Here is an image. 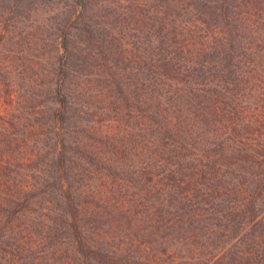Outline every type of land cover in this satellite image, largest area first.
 I'll return each mask as SVG.
<instances>
[{
    "label": "trees",
    "instance_id": "obj_1",
    "mask_svg": "<svg viewBox=\"0 0 264 264\" xmlns=\"http://www.w3.org/2000/svg\"><path fill=\"white\" fill-rule=\"evenodd\" d=\"M97 1L64 12L45 119L0 115V264L40 244L57 264H264V0H99L123 10L116 44ZM91 75L126 130L101 188L88 174L115 142Z\"/></svg>",
    "mask_w": 264,
    "mask_h": 264
},
{
    "label": "rangeland",
    "instance_id": "obj_2",
    "mask_svg": "<svg viewBox=\"0 0 264 264\" xmlns=\"http://www.w3.org/2000/svg\"><path fill=\"white\" fill-rule=\"evenodd\" d=\"M70 1L20 0L15 10L8 11L4 9L2 11V8L6 6L9 8L12 2L0 0V79H2L7 68L12 70L13 80L16 82V87L13 91L16 96L14 100H18V103L13 104V106H6L3 102H0L1 116H5L6 112H16L22 116L19 120L21 124L23 122L29 126L34 123L37 124L36 122L42 118L45 119L43 111L41 115L38 112L40 109L43 110L46 102L42 103L43 105H38V103L41 100H46V86L54 78L53 72L57 66V57L61 53L57 36L61 31V19L65 17L64 12L72 11V8L68 5ZM144 1L151 2L150 0H122V5L125 6L129 3L132 5L138 2L143 3ZM103 2L108 4L109 0H103ZM98 3L99 0L94 4L92 10L96 14H105L106 17L103 19H106V29L114 30V37L116 38L114 44H116L120 42L118 37L121 36L120 28L124 24L121 21V14H119L123 13V10L114 6H111V8L109 6L104 7L103 3H100L101 5ZM123 37L129 40L128 35ZM78 47L82 48L83 45L78 44ZM89 79L91 80V85L95 87L92 105V107L94 106L93 111L95 113L93 114L95 116L93 118L96 115L104 118L99 123L101 125L104 122L101 126L104 132L103 136L113 138L115 142L106 145L105 139L102 138L101 152L103 151L104 154L101 155L99 161L97 159L98 165L88 174V182L92 178V183L97 184L101 188L103 184L108 186L110 183L116 182L110 179V175L107 172L113 170L112 165L117 166L119 162V152L127 143H124V141L122 143L120 141L117 142V140L124 135L126 130L113 121L116 117H119L118 111L113 110L117 104L109 102L110 98L106 95V87L103 89L101 87L102 85L106 86V83L102 81L103 75H98V77L91 75ZM97 90L99 91L97 92ZM25 94L30 95L31 104L22 97ZM18 96L19 98H17ZM36 116L39 119H36ZM14 119L18 120L17 115ZM78 134L81 135L83 133L78 132ZM134 160L133 156L126 158L123 156L120 159V164L122 166V161H126L129 164V162H134ZM107 165L111 166L107 168ZM126 167L132 170L136 168V165L133 164ZM45 246V244H40L35 252L20 249L18 250L20 252L14 253L12 257L10 256L11 261L14 264H57L56 259H54L55 256L51 258V255L45 250Z\"/></svg>",
    "mask_w": 264,
    "mask_h": 264
}]
</instances>
